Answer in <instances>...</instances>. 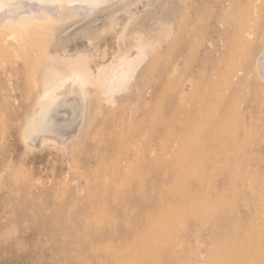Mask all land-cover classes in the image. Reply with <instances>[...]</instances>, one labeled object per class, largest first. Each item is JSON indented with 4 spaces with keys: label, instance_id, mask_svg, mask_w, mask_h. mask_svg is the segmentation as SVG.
I'll return each instance as SVG.
<instances>
[{
    "label": "rangeland",
    "instance_id": "1",
    "mask_svg": "<svg viewBox=\"0 0 264 264\" xmlns=\"http://www.w3.org/2000/svg\"><path fill=\"white\" fill-rule=\"evenodd\" d=\"M108 4L31 30L41 54L0 38V264H264V0ZM141 36L126 92L89 87L31 133L68 144L28 147L43 57L95 70Z\"/></svg>",
    "mask_w": 264,
    "mask_h": 264
},
{
    "label": "bare ground",
    "instance_id": "2",
    "mask_svg": "<svg viewBox=\"0 0 264 264\" xmlns=\"http://www.w3.org/2000/svg\"><path fill=\"white\" fill-rule=\"evenodd\" d=\"M111 1L113 0H0V38H2L3 43L6 44L2 47L6 46L5 49L7 50L8 45L11 46V49L15 45L14 42H17V44L19 43V46L22 47L27 54L29 48L32 45V41H34V39L36 38L35 37L33 39L31 35L35 33L38 35L40 34L39 32L37 33L36 30L42 32L43 30L48 29V27L53 26L56 23H58L60 26L59 22H65V20L67 21V19L70 17L73 20L72 17L78 14L79 16L80 14H85L90 18L89 14L92 16L91 13H94V11H100L97 9H102L104 8V6H106L105 8H107V5H110L108 3H110ZM54 26H57V24ZM31 30H33V32H36L30 34ZM139 35L140 34H138L137 36ZM142 40V36L136 39L133 45V48L136 51L135 54L131 55L127 52H119V54L115 55L111 59V62L109 61L108 64L98 66L95 70L91 68L89 56L84 53H80L76 56L47 54L46 57H43V59L45 58L46 60L42 61L41 59L40 61V63L42 62V64L43 62H45V64L42 65L43 68L40 64L43 70L42 74L40 72V75H42L40 76L41 80L39 79V82H36L34 79L35 85H39L41 81V88L39 90V92H41L37 97V103L34 105V109L32 110L31 115L26 119L25 123L26 126L24 135L27 145H29L28 147H32V149L37 147L36 149H39L38 147L41 148L43 145H46L50 142H57V144H66L64 142H67L68 144V141L74 138L73 134L76 135V132L72 133V136L69 135L71 136V139H69V136L67 135H63L58 132L45 131L40 134L38 140L35 142H33V140L31 139V133L33 132L34 128L39 125L47 116L53 114H62L70 107H79L78 113L84 114L86 99L88 96H90L89 87L98 88L99 92L102 94L104 100L107 103L115 102L114 98L117 94H121L124 91L126 92L129 85L131 86L132 80L135 79L133 78L135 76V73L146 60V58H148V53L150 55V52L148 51H151L154 48L157 49L158 47L157 45V47H154L152 49L154 45L152 43L153 41H151L150 43L149 40L148 43ZM36 45H33V47L31 48L35 49L37 47ZM38 47L33 51L38 53L40 49ZM13 50L15 51L18 49L14 48ZM263 50L261 56L259 55V61L257 60L259 62H257V64L260 67L257 68V70L261 69L264 71ZM7 52L8 50L6 51V53ZM9 53H11V51ZM26 54L22 53V55L27 57ZM34 54L36 55V53ZM8 55L9 54L7 53V57H9ZM17 55L18 53L16 54V57ZM39 60L36 59V63L37 61L39 62ZM36 67H39V65H36ZM36 75L37 74L35 73V77ZM259 75L260 73L258 74V76ZM81 120H84V118ZM81 124H83L82 121ZM79 127L81 128V126ZM80 128L77 127V129ZM79 131H77V133Z\"/></svg>",
    "mask_w": 264,
    "mask_h": 264
}]
</instances>
